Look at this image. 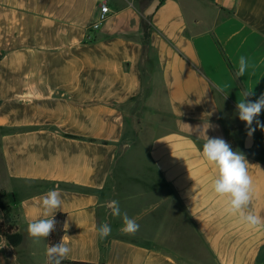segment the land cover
I'll return each mask as SVG.
<instances>
[{"label": "crops", "instance_id": "obj_1", "mask_svg": "<svg viewBox=\"0 0 264 264\" xmlns=\"http://www.w3.org/2000/svg\"><path fill=\"white\" fill-rule=\"evenodd\" d=\"M102 1L110 14L92 29ZM152 1L0 0V202L20 236L13 246L0 230V264H47L50 236L34 243L27 225L57 185L62 264H264V228L225 212L201 155L206 136L230 139L264 218V143L236 108L264 93V0H159L146 18ZM214 39L235 73L247 59L238 80Z\"/></svg>", "mask_w": 264, "mask_h": 264}, {"label": "clouds", "instance_id": "obj_2", "mask_svg": "<svg viewBox=\"0 0 264 264\" xmlns=\"http://www.w3.org/2000/svg\"><path fill=\"white\" fill-rule=\"evenodd\" d=\"M247 69L248 61L241 56L238 60L237 76H243ZM251 94L252 92H245L243 98L236 105L238 117L245 122L249 137L256 130L252 127L254 123L264 130V122L258 119L264 112V93L254 101L248 99ZM201 155L215 169L212 189L218 197L224 198L225 212L235 215L249 229L264 228V218L250 209L253 178L249 174V163L245 155L242 152L233 151L230 144L223 138H208L207 136L202 146ZM40 207L42 209L41 218L31 221L27 225L28 236L34 243L48 238L56 229L55 213L62 207L61 190L58 185L43 195ZM108 209L112 217L122 218L121 231L123 233L135 234L139 230L136 220L130 218L127 213L121 212L118 201H111ZM110 233V223L105 222L99 226L98 234L101 238L107 237ZM70 251L67 241L62 238L60 242L47 247V264H62V260L69 255Z\"/></svg>", "mask_w": 264, "mask_h": 264}, {"label": "trees", "instance_id": "obj_3", "mask_svg": "<svg viewBox=\"0 0 264 264\" xmlns=\"http://www.w3.org/2000/svg\"><path fill=\"white\" fill-rule=\"evenodd\" d=\"M214 38V37H213ZM215 45L218 49V51L220 52L224 62L226 63V66L228 67V69L230 70L231 74L233 75V77L235 79L238 80V76L236 75L230 61L228 60V58L226 57L220 43L214 39ZM240 87L242 88V84H240ZM231 148H233V143L232 141L229 139L228 140ZM0 210L2 211V219L0 221V230L3 234V236L5 237V239L7 240V242L10 245H17L19 240H20V236L15 233L14 231L16 230V228L12 227L10 224V218H9V210L6 206H4V204H2L0 202ZM55 220L57 221L56 224V229L55 231L50 235L49 237V241H48V247L56 244L58 242L61 241L62 235L64 233V220H65V214L60 213V214H56L55 215ZM68 264H90V263H84V262H71Z\"/></svg>", "mask_w": 264, "mask_h": 264}, {"label": "built area", "instance_id": "obj_4", "mask_svg": "<svg viewBox=\"0 0 264 264\" xmlns=\"http://www.w3.org/2000/svg\"><path fill=\"white\" fill-rule=\"evenodd\" d=\"M110 10L105 1L99 5V10L95 22L92 24V29H98L100 25L108 18Z\"/></svg>", "mask_w": 264, "mask_h": 264}, {"label": "rangeland", "instance_id": "obj_5", "mask_svg": "<svg viewBox=\"0 0 264 264\" xmlns=\"http://www.w3.org/2000/svg\"><path fill=\"white\" fill-rule=\"evenodd\" d=\"M246 134L248 132V129L246 128ZM248 136V135H246ZM249 137V136H248ZM251 140L252 142L255 141V144L259 143L263 144L264 143V138L255 130V132L253 133V135L251 136ZM5 178V174H4V167H3V163L0 157V183L1 181ZM125 194V193H123ZM5 195V192L3 191V189H0V199L3 198V196Z\"/></svg>", "mask_w": 264, "mask_h": 264}, {"label": "water", "instance_id": "obj_6", "mask_svg": "<svg viewBox=\"0 0 264 264\" xmlns=\"http://www.w3.org/2000/svg\"><path fill=\"white\" fill-rule=\"evenodd\" d=\"M159 4V0H153L149 6L146 8L144 12V17L148 18L150 17L156 10L157 6Z\"/></svg>", "mask_w": 264, "mask_h": 264}]
</instances>
